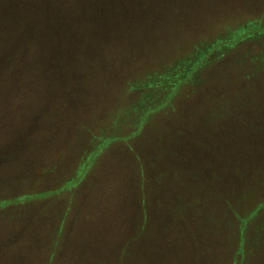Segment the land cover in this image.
<instances>
[{
  "label": "rangeland",
  "instance_id": "1",
  "mask_svg": "<svg viewBox=\"0 0 264 264\" xmlns=\"http://www.w3.org/2000/svg\"><path fill=\"white\" fill-rule=\"evenodd\" d=\"M169 5L3 55L0 264H264V0Z\"/></svg>",
  "mask_w": 264,
  "mask_h": 264
},
{
  "label": "trees",
  "instance_id": "2",
  "mask_svg": "<svg viewBox=\"0 0 264 264\" xmlns=\"http://www.w3.org/2000/svg\"><path fill=\"white\" fill-rule=\"evenodd\" d=\"M97 0H0V3H4V6L0 7V61H3L6 63V58H9L7 61H12L11 63H14L13 57L20 56L21 54H26L27 51L34 50L36 39H35V30L30 31L32 26H37V22L34 19H39V17H42L46 22H50L51 25L56 26V23L60 24V20H62L65 16L63 14H66L65 21L67 20V16H70V21L79 23L77 20L79 16H82V22H84L83 14L91 15L93 13L92 11L95 10L97 7ZM118 1V3H117ZM114 4L115 6H106L105 3H101L99 7L101 9L96 10L94 16H92L90 19L93 18L92 23H94V26H99L103 28L105 26L104 22L101 20V15H105L110 17L111 22L107 26L111 31L116 32V29L121 28V25H130L133 24L135 21H140V24L137 22L139 28L143 27V21H147V25H154L155 23H158L159 17H162L161 14H159V10L164 5L165 0H117ZM168 1V0H167ZM172 1V2H171ZM196 1V0H195ZM193 0H170V6H172L173 9H175V13L172 15V17L175 16V14H179V16H183L186 14L190 15V9L188 8V4L192 3ZM194 4V3H193ZM190 6H194V5ZM39 5V9H36ZM175 5V6H174ZM48 13V15H47ZM43 15V16H42ZM59 16V20L57 17ZM75 15H79L76 16ZM47 16H50V18H47ZM150 17L147 19H142L141 17ZM171 17V18H172ZM40 18V20H42ZM105 18V17H104ZM103 18V19H104ZM117 18H120L121 21H116ZM141 18V19H140ZM48 19V20H47ZM56 19L58 21H56ZM116 19V20H115ZM33 20V22H31ZM19 21L26 25L28 29L25 31V29L18 33H15L16 36L11 41H8V37H6V27L8 23L11 24L10 27L15 26L12 22ZM42 23V22H41ZM40 25L42 26L43 23ZM45 25V24H44ZM66 27V24H64ZM263 29V28H257V30ZM32 30V29H31ZM264 30V29H263ZM58 31V30H57ZM64 30H61L60 32H63ZM110 31V30H108ZM57 33V32H55ZM99 35V33H98ZM71 36V33L67 32L66 34L61 33L60 38L61 39H68ZM97 36V35H96ZM56 39V40H61ZM38 42L40 39H38ZM68 41V40H67ZM68 41L67 43H69ZM65 41H63V44ZM8 44V45H7ZM4 45H7L6 47H3ZM6 55V58L4 59L3 55ZM19 58V57H16ZM4 59V60H3ZM12 65V64H11ZM21 69L17 72V77L13 78L11 82L14 79H22V76H25L23 79L27 82L28 85H31V83L28 80L32 74H30V71L27 67V64L23 65L22 63ZM8 69V67H6ZM4 68V70L6 69ZM3 70V72H4ZM24 73V74H23ZM11 73L9 72L8 75ZM21 76V77H20ZM25 85V84H24ZM7 87H9L7 85ZM4 88V86H3ZM3 88H1L3 90ZM20 89V88H19Z\"/></svg>",
  "mask_w": 264,
  "mask_h": 264
}]
</instances>
